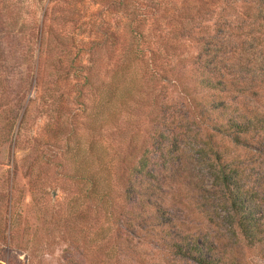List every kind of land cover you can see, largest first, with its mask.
<instances>
[{
    "label": "rangeland",
    "instance_id": "rangeland-1",
    "mask_svg": "<svg viewBox=\"0 0 264 264\" xmlns=\"http://www.w3.org/2000/svg\"><path fill=\"white\" fill-rule=\"evenodd\" d=\"M110 1L0 0V264H202L169 246L187 233L213 243L212 255L226 263L264 264V229L260 243L247 244L215 177L221 163L240 164V182L255 189L264 214L263 134L235 143L208 123L203 126L197 113L208 107L200 97L213 92L198 83L208 47L224 61L205 68L231 82L218 96L233 109L264 113L258 0L169 2L177 5L172 24L181 31L170 40V60L160 63L169 68L165 77L149 78L139 59L126 56L122 70L100 71L84 88V114L75 79L60 71L79 46L99 37L91 26L98 12L113 20L114 11L106 10ZM117 17L125 39L126 17ZM116 52L107 63L104 50L93 55L104 70L114 64ZM93 55L77 57L87 63ZM98 82L105 87L99 93ZM243 86L247 89L239 92ZM121 134L133 163L156 140L165 146L162 155L156 145L151 149L149 168L157 178L143 186L155 184L159 192L148 196V208L124 197L128 174L109 171ZM88 175L95 180L93 196L111 190L114 208L87 200ZM142 189L147 190L137 191Z\"/></svg>",
    "mask_w": 264,
    "mask_h": 264
},
{
    "label": "trees",
    "instance_id": "trees-1",
    "mask_svg": "<svg viewBox=\"0 0 264 264\" xmlns=\"http://www.w3.org/2000/svg\"><path fill=\"white\" fill-rule=\"evenodd\" d=\"M212 1L197 0L196 2L202 6H206ZM169 2L173 4L174 0H111L110 3H107V6L111 8H106V10L112 9L114 11L115 17L113 18V15L111 16L113 20L107 19L103 11H100L98 12V16H96L97 19L92 20L91 23V26L95 25L94 27H96L99 37L91 38L86 46H79L69 61L64 62L61 60V62L65 63L64 68H61V75L64 78L75 79V98L83 105L82 110L84 114L86 113L84 109L87 107V104L83 100L84 88L89 89L93 85L95 76H101V73L108 71L116 72L118 68L122 70L126 56L128 58L132 57V59H139L144 64L146 73L150 72L149 78L165 77L163 71L169 68H165L160 63L162 60H170V40L181 31L179 27H175L172 24L176 14L171 12V9L175 10L174 8L177 5L174 4L172 6ZM258 2L259 7L254 13V18L257 24L256 26L263 27L264 0H258ZM198 3H196L195 8L199 7ZM116 15L126 17L125 26L127 27L128 37L125 39H122V33H119L121 19ZM101 50H104L108 54L106 56V63L112 61L111 58H114L115 52L117 51V58L114 64L112 66H106L104 70L98 65L99 58L94 57L95 53H100ZM211 51L212 49L208 47L203 53L204 56L200 62L202 69L198 83L201 88H206L213 92L210 94L212 96L211 98L209 96L200 97V100L202 99L205 104H208V107L199 108L197 111L198 120L203 123V126L208 123L213 130L230 137L235 143L247 144L248 137H253L256 133H262L264 137V113L245 108L241 110L233 109L229 101H225L224 98H221L222 96H218L226 90V86H229L231 82L223 74H216L214 68L211 71L209 68H205L210 65H217L216 62L218 61H224V58L220 60V54L216 50ZM83 54L89 55V58L94 54L91 62L90 59L87 63L79 60L77 55L82 56ZM103 86L104 82H98L94 87L99 93L102 91L101 89L105 88ZM246 89L243 86L238 91L244 92ZM61 105L62 103L58 106L57 110H60ZM97 113L101 114L102 111L97 110ZM211 114H214V116L211 117ZM63 115L61 112L57 113L56 119L60 121ZM70 117L72 119L73 117L76 118L75 115H71ZM220 117L222 119H219ZM74 128L75 126L72 124L66 132V147L70 143L68 142V137H73L74 135ZM160 133L162 134L163 132ZM210 135V133H206L204 136L208 139ZM120 136V139H118L119 146L113 144V157H115L116 161L111 162L109 171L112 172V168H115V170L118 168V170L120 169L122 171V175L128 174L123 191L124 197L128 201L137 202L140 209L148 208L152 205L148 196L158 194L159 192L155 184L143 186L146 180L154 182L157 178V173L153 168H149L151 162H153L151 149L152 146L156 145L154 149L162 155V149H165V146L162 142L159 143L156 140L155 144L151 143L150 147L144 148L137 158L136 163H133L128 152V143L125 149L122 146L125 141H128L127 137L125 134H121ZM211 150L217 158H220L217 149L211 146ZM240 172H242L240 164L230 160L219 165L215 177H217V180L223 186L227 199L235 215H237L235 221L241 236L247 244L253 245L257 242L260 243L262 240L261 232L264 229L263 207L260 201L257 200L255 189L245 187L244 183L240 182L238 176ZM132 175H135V177H132ZM87 179L90 182V186L86 191L87 200L90 202L94 201V204L104 203L108 204L109 207H113L111 190L100 191L98 196L94 197L93 193L95 191L93 189L95 180L91 175H88ZM141 187L147 190L142 189V191H137ZM154 210H156L155 212H160V209L155 204ZM109 213L112 214V210ZM169 246L180 253L195 258L202 264H233L232 260H227L228 263H226L222 256L212 255L211 251L215 248V245L206 242L203 236L187 233V235H181L178 241H171Z\"/></svg>",
    "mask_w": 264,
    "mask_h": 264
}]
</instances>
